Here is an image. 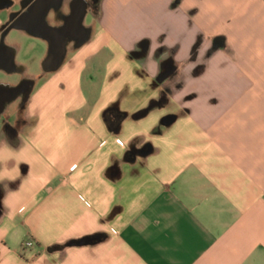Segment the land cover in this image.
Instances as JSON below:
<instances>
[{"label":"crops","instance_id":"1","mask_svg":"<svg viewBox=\"0 0 264 264\" xmlns=\"http://www.w3.org/2000/svg\"><path fill=\"white\" fill-rule=\"evenodd\" d=\"M0 264H264V0H0Z\"/></svg>","mask_w":264,"mask_h":264},{"label":"built area","instance_id":"2","mask_svg":"<svg viewBox=\"0 0 264 264\" xmlns=\"http://www.w3.org/2000/svg\"><path fill=\"white\" fill-rule=\"evenodd\" d=\"M32 242H26V243H24V247L25 248H30V247H32Z\"/></svg>","mask_w":264,"mask_h":264},{"label":"trees","instance_id":"3","mask_svg":"<svg viewBox=\"0 0 264 264\" xmlns=\"http://www.w3.org/2000/svg\"><path fill=\"white\" fill-rule=\"evenodd\" d=\"M58 248H60V247H58Z\"/></svg>","mask_w":264,"mask_h":264}]
</instances>
